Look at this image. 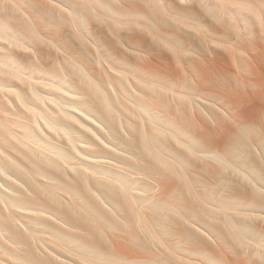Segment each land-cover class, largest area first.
I'll use <instances>...</instances> for the list:
<instances>
[{
    "label": "rangeland",
    "instance_id": "rangeland-1",
    "mask_svg": "<svg viewBox=\"0 0 264 264\" xmlns=\"http://www.w3.org/2000/svg\"><path fill=\"white\" fill-rule=\"evenodd\" d=\"M0 167V264H264V0H0Z\"/></svg>",
    "mask_w": 264,
    "mask_h": 264
},
{
    "label": "bare ground",
    "instance_id": "bare-ground-1",
    "mask_svg": "<svg viewBox=\"0 0 264 264\" xmlns=\"http://www.w3.org/2000/svg\"><path fill=\"white\" fill-rule=\"evenodd\" d=\"M66 105V108H65V110L63 109V107H60V109H61V111L63 112V114H66V116L67 115H71V114H69V113H71L70 111H68V110H66L67 109V107L70 105V104H65ZM65 105H63V106H65ZM70 107V106H69ZM68 107V108H69ZM79 109V108H78ZM80 110H81V108H80ZM83 111V110H82ZM73 115V114H72ZM69 117H71V116H69ZM51 119V121L49 122V127H51L53 130H55V131H61L64 135H66V136H68V138H69V141L71 142V144H72V147L73 148H78V146H77V143L79 142V141H81V139L80 138H78V137H74V135L71 133V131L68 129V128H66V126H62L60 123H58L54 118H50ZM32 130H34V129H32ZM33 132H35V131H33ZM35 137H37L36 138V140H40L41 142H44L45 140L42 138V136H40L38 133H36L35 135H34ZM47 143H49L48 141H47ZM50 144V147L51 148H56L53 144H51V143H49ZM14 166L16 167V165L14 164ZM0 170L1 171H3L2 173L3 174H6V175H9V170L7 169V167H0ZM22 175H24V174H22ZM262 176H264V175H262ZM261 177H259V179H260ZM27 179H29V177H27ZM263 181H264V179H263ZM260 184V183H259ZM77 185V184H76ZM88 185H89V183H88ZM261 185V184H260ZM106 186H108V185H106ZM261 186H263L264 187V185H261ZM101 188H104V186L103 187H101ZM99 189L98 188V193H97V196H95L96 198L99 196V197H101V198H104L102 195L103 194H105V192H103V189ZM112 188V187H111ZM110 188V186H109V188H108V190H111V191H113L112 189ZM90 192V191H89ZM87 193V194H90V195H88V196H85V194H83L84 196H81L80 198H81V204L86 208V209H89V210H92V212L98 217V216H102V214L103 213H101L100 212V210H99V208L97 207V205L95 204V202L94 201H96L97 199H95L94 197H93V194H92V192L91 193ZM103 193V194H102ZM113 194H115V193H113ZM112 194V195H113ZM7 195V194H6ZM116 195V194H115ZM3 196V195H2ZM9 196V195H8ZM7 196V199L11 196H9L8 197ZM5 197V196H4ZM90 198L92 199V202H91V200H90ZM111 201H113V198L111 197H108ZM6 199V201H8ZM9 200H11V199H9ZM94 200V201H93ZM5 201V200H4ZM14 202V201H13ZM127 208V207H126ZM127 212H128V209H127ZM102 217H104V216H102ZM101 218V217H100ZM74 220H75V222L76 223H78V224H80V225H84V226H86L87 228H89V230H91V229H93V228H95V226H92L91 224H89L88 222H87V218L85 217V216H82V215H77L76 217L74 216ZM35 221H39L40 223H45L46 225H50L51 223L50 222H46L45 220H40V219H37V220H35ZM1 223V222H0ZM50 223V224H49ZM2 224V223H1ZM41 226H43L44 228H48V227H46V226H44V225H41ZM50 227H54L55 229H57V230H59V227H56V226H52V225H50ZM4 228H6V226L4 225V224H2V225H0V229H4ZM7 232H9L10 234L12 233H14V229L13 228H6L5 229ZM240 240V239H239ZM78 245V247L80 248V250H82L81 248H82V245L81 244H77ZM82 253H83V251H81ZM86 256V255H85Z\"/></svg>",
    "mask_w": 264,
    "mask_h": 264
}]
</instances>
